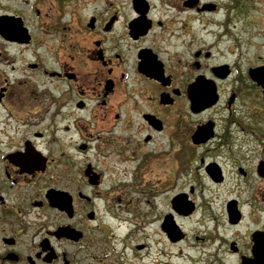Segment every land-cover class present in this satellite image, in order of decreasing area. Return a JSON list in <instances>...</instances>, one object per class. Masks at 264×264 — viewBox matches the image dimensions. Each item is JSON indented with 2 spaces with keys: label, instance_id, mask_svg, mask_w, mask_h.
Wrapping results in <instances>:
<instances>
[{
  "label": "flooded vegetation",
  "instance_id": "af4514ba",
  "mask_svg": "<svg viewBox=\"0 0 264 264\" xmlns=\"http://www.w3.org/2000/svg\"><path fill=\"white\" fill-rule=\"evenodd\" d=\"M106 245L264 264V0H0V264Z\"/></svg>",
  "mask_w": 264,
  "mask_h": 264
},
{
  "label": "rangeland",
  "instance_id": "374dc122",
  "mask_svg": "<svg viewBox=\"0 0 264 264\" xmlns=\"http://www.w3.org/2000/svg\"><path fill=\"white\" fill-rule=\"evenodd\" d=\"M121 213H123L121 210H117ZM121 213H117L118 215H121ZM124 214V213H123ZM122 216V215H121ZM108 224H112V225H118L115 221V223H113L110 219L105 218ZM123 226H118L116 231L118 234H120L122 232V230L124 229ZM107 241V237L104 238ZM132 243H135V239H132ZM109 244V242H108ZM113 244H115V246H119L116 244L115 241H113ZM107 246L105 249H91L90 251H88L87 253L85 251L81 252V260L77 259L78 261H72L71 264H110V261H101V258H106L105 257V253L108 251L107 250ZM126 253H124L123 257L125 259H128L129 261H121L124 264H137V261H132L135 260L132 258L131 254H130V250L129 249H125L124 250ZM170 251L175 252L177 251L176 248H170ZM127 254V255H126ZM85 255V256H84ZM178 262L179 260H174L173 257L171 258L170 264L174 263V262ZM231 261V260H230ZM54 264H63L61 261L58 263H54Z\"/></svg>",
  "mask_w": 264,
  "mask_h": 264
},
{
  "label": "water",
  "instance_id": "95a60500",
  "mask_svg": "<svg viewBox=\"0 0 264 264\" xmlns=\"http://www.w3.org/2000/svg\"><path fill=\"white\" fill-rule=\"evenodd\" d=\"M54 204H56V203H54Z\"/></svg>",
  "mask_w": 264,
  "mask_h": 264
}]
</instances>
